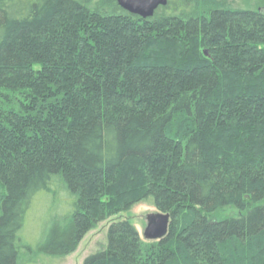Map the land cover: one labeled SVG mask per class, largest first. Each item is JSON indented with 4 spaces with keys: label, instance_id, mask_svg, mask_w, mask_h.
Here are the masks:
<instances>
[{
    "label": "trees",
    "instance_id": "trees-1",
    "mask_svg": "<svg viewBox=\"0 0 264 264\" xmlns=\"http://www.w3.org/2000/svg\"><path fill=\"white\" fill-rule=\"evenodd\" d=\"M56 180L73 200L42 253L150 196L168 233L114 219L83 264H264V11L0 0V264H21L27 211Z\"/></svg>",
    "mask_w": 264,
    "mask_h": 264
},
{
    "label": "rangeland",
    "instance_id": "rangeland-1",
    "mask_svg": "<svg viewBox=\"0 0 264 264\" xmlns=\"http://www.w3.org/2000/svg\"><path fill=\"white\" fill-rule=\"evenodd\" d=\"M221 1L232 6L256 7L264 11V0ZM134 189V186L126 184L122 189L121 195L129 196L131 195L130 190L133 191ZM52 190L51 192H45L44 190L39 192L34 199L33 207L27 211L21 230L25 242V246L22 248L24 253L20 260L21 264H83L85 257L89 253L97 251L106 244L108 227L112 220L120 218L130 219L144 237L143 232L147 225V215L160 211L152 197L148 196L138 199L128 209L121 210L107 218L97 221L95 225L85 232L74 251L64 256H56L54 254L42 253L40 251V245L44 242V234L47 229L55 223H60L69 204L72 203L73 197L62 193L63 188L60 180L53 181ZM133 197H129V199ZM45 198L47 199V207ZM101 199L110 206L113 201V195L104 194ZM240 213L242 212L237 208L227 207L219 211L217 217L239 215Z\"/></svg>",
    "mask_w": 264,
    "mask_h": 264
},
{
    "label": "water",
    "instance_id": "water-1",
    "mask_svg": "<svg viewBox=\"0 0 264 264\" xmlns=\"http://www.w3.org/2000/svg\"><path fill=\"white\" fill-rule=\"evenodd\" d=\"M168 0H118V3L126 10L140 14L143 17L152 16L155 10L164 5ZM171 213L152 212L147 215V225L144 229V237L147 239H161L169 231Z\"/></svg>",
    "mask_w": 264,
    "mask_h": 264
}]
</instances>
